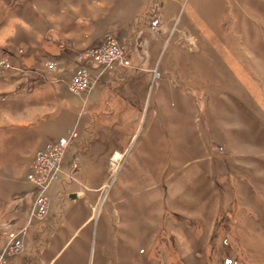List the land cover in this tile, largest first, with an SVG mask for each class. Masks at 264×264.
Here are the masks:
<instances>
[{
	"label": "rangeland",
	"instance_id": "1",
	"mask_svg": "<svg viewBox=\"0 0 264 264\" xmlns=\"http://www.w3.org/2000/svg\"><path fill=\"white\" fill-rule=\"evenodd\" d=\"M3 59L2 264H264V0H0ZM70 131L33 218L29 165Z\"/></svg>",
	"mask_w": 264,
	"mask_h": 264
},
{
	"label": "built area",
	"instance_id": "2",
	"mask_svg": "<svg viewBox=\"0 0 264 264\" xmlns=\"http://www.w3.org/2000/svg\"><path fill=\"white\" fill-rule=\"evenodd\" d=\"M122 52L119 51L113 44L104 46L103 50L96 53L91 58L88 56L79 57L78 65L74 71V74L68 85V90L74 95H80L84 91L88 90L91 82L87 64L94 62L98 64H105L112 66L116 62H121ZM9 59H3L0 62L2 71L11 69L8 62ZM76 137L74 131H70L67 136L58 138L53 144H48L44 148L35 152L32 162L29 165V171L27 173V180L33 184L37 189L38 193L35 197L32 216L42 218L48 207V198L45 195L47 188L59 179L61 173V162L66 149L70 146V140ZM7 249L11 254L20 253L23 244L22 240L19 239L18 233H9L6 235ZM2 254L0 255V260ZM0 264L1 261H0Z\"/></svg>",
	"mask_w": 264,
	"mask_h": 264
},
{
	"label": "crops",
	"instance_id": "3",
	"mask_svg": "<svg viewBox=\"0 0 264 264\" xmlns=\"http://www.w3.org/2000/svg\"><path fill=\"white\" fill-rule=\"evenodd\" d=\"M117 154H119V153H117ZM120 155V154H119ZM50 188V187H49ZM48 188V189H49ZM79 193L78 192H76V195H78ZM72 196V195H71ZM70 196V197H71ZM75 198H76V196H75ZM50 208V207H49ZM49 208H48V210H49ZM48 215V214H47ZM34 218V217H33ZM47 218V217H46ZM42 230H45V227L42 229ZM10 232H12V233H18L19 235H22V237L23 238H21V240H22V244H23V247L24 248H26L27 247V245H26V242H25V240H23L24 239V237H25V235L27 234V227H26V225L24 226V227H22V228H20V229H18V231H10ZM29 256H27V255H24V256H22V257H20L19 259L17 258L15 261H14V264H26L27 263V261H30L31 259H29L28 258ZM37 258V260H40V257L39 256H37L36 257ZM33 259H35L34 257H32V260Z\"/></svg>",
	"mask_w": 264,
	"mask_h": 264
},
{
	"label": "bare ground",
	"instance_id": "4",
	"mask_svg": "<svg viewBox=\"0 0 264 264\" xmlns=\"http://www.w3.org/2000/svg\"><path fill=\"white\" fill-rule=\"evenodd\" d=\"M118 157H119V154L115 153V155L112 158V161L113 162L116 161L118 159Z\"/></svg>",
	"mask_w": 264,
	"mask_h": 264
},
{
	"label": "water",
	"instance_id": "5",
	"mask_svg": "<svg viewBox=\"0 0 264 264\" xmlns=\"http://www.w3.org/2000/svg\"><path fill=\"white\" fill-rule=\"evenodd\" d=\"M74 197H75L74 195L71 196V198H74Z\"/></svg>",
	"mask_w": 264,
	"mask_h": 264
}]
</instances>
